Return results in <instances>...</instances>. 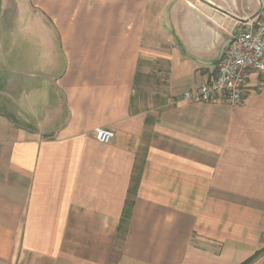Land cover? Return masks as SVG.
I'll list each match as a JSON object with an SVG mask.
<instances>
[{
	"label": "crops",
	"instance_id": "crops-1",
	"mask_svg": "<svg viewBox=\"0 0 264 264\" xmlns=\"http://www.w3.org/2000/svg\"><path fill=\"white\" fill-rule=\"evenodd\" d=\"M263 4L0 0V264H240L264 248V75L238 107L182 101ZM36 33L48 62L25 85L7 68L34 59ZM152 54L167 87L140 113ZM41 87L58 94L47 109Z\"/></svg>",
	"mask_w": 264,
	"mask_h": 264
},
{
	"label": "built area",
	"instance_id": "built-area-1",
	"mask_svg": "<svg viewBox=\"0 0 264 264\" xmlns=\"http://www.w3.org/2000/svg\"><path fill=\"white\" fill-rule=\"evenodd\" d=\"M251 72L264 75V4L254 19L238 27L230 37L219 55L213 77L197 89L184 92L182 101L195 105L221 100L230 107H238ZM94 138L108 144L113 132L97 129Z\"/></svg>",
	"mask_w": 264,
	"mask_h": 264
},
{
	"label": "rangeland",
	"instance_id": "rangeland-1",
	"mask_svg": "<svg viewBox=\"0 0 264 264\" xmlns=\"http://www.w3.org/2000/svg\"><path fill=\"white\" fill-rule=\"evenodd\" d=\"M43 38L44 35L43 34L41 35V33H40V37L37 33L34 36V41L38 48V51H36L35 49V52L32 53L35 56L34 59L32 58L30 60L14 59L12 60V63L8 65L7 69H9L10 71L9 73L25 74V78H24L25 80L22 79L25 85L36 84L40 82L38 72L43 70L46 66V63L48 62L45 61L43 58L45 56L44 46L42 43ZM21 45L22 43L20 44L18 43L16 45V48L20 47ZM166 87H167L166 60L162 58L161 55L156 56V54H152V57L149 59L140 60L138 63L137 75L134 82V96H133L134 109L140 113L150 112L152 110H158L155 108L156 106L159 105V100L164 96ZM29 90L30 87H26L25 93L28 92ZM9 91H11V89H9ZM27 99H28L27 103L32 105L34 99L32 97ZM51 99L53 100L55 99V102L58 101L57 100L58 94L56 93V91L54 92L52 87H41V106L44 105V107L47 109L49 107V103ZM60 100L62 101V96H60ZM45 108L41 109L42 113ZM25 111L29 112L30 110L26 107ZM42 113L41 115H43ZM46 130L48 131V129Z\"/></svg>",
	"mask_w": 264,
	"mask_h": 264
},
{
	"label": "trees",
	"instance_id": "trees-1",
	"mask_svg": "<svg viewBox=\"0 0 264 264\" xmlns=\"http://www.w3.org/2000/svg\"><path fill=\"white\" fill-rule=\"evenodd\" d=\"M264 255V248L254 252L248 259L240 264H252Z\"/></svg>",
	"mask_w": 264,
	"mask_h": 264
},
{
	"label": "water",
	"instance_id": "water-1",
	"mask_svg": "<svg viewBox=\"0 0 264 264\" xmlns=\"http://www.w3.org/2000/svg\"><path fill=\"white\" fill-rule=\"evenodd\" d=\"M260 10H261V8H260ZM260 10L257 11V13H255V14L253 15V18L256 17V16L259 14Z\"/></svg>",
	"mask_w": 264,
	"mask_h": 264
}]
</instances>
